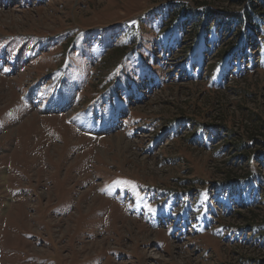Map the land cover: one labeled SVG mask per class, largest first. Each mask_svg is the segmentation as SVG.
I'll return each instance as SVG.
<instances>
[{
    "label": "rangeland",
    "instance_id": "374dc122",
    "mask_svg": "<svg viewBox=\"0 0 264 264\" xmlns=\"http://www.w3.org/2000/svg\"><path fill=\"white\" fill-rule=\"evenodd\" d=\"M173 1L0 0V264H264V27Z\"/></svg>",
    "mask_w": 264,
    "mask_h": 264
},
{
    "label": "trees",
    "instance_id": "16d2710c",
    "mask_svg": "<svg viewBox=\"0 0 264 264\" xmlns=\"http://www.w3.org/2000/svg\"><path fill=\"white\" fill-rule=\"evenodd\" d=\"M224 2H229L231 4H234L235 6L240 7L236 13L230 14V9H221L217 13H220L222 16H227L229 20L235 24V37L236 39L247 33L249 35L256 34L257 28L261 25L264 27V0H224ZM195 5H192L189 2H182V1H173L170 3V5L174 8V12L177 14L180 12L182 15L173 16L174 20L178 17H186V14H191L194 10L197 8V3H194ZM207 11V10H206ZM185 13V15H184ZM197 16V15H196ZM165 28H162L161 31L163 32ZM260 35L261 38H264V34H257ZM239 36V37H238ZM246 38V37H242ZM229 45L225 46L224 48L218 47L217 53H216V61H219L222 57L227 56L228 53L231 52V47H228ZM231 46V45H230ZM215 61L214 65L217 63ZM213 65V66H214ZM259 121V120H258ZM250 125L244 126V137L242 139L241 136L234 137L235 135H232L228 130H225V139L228 141L226 146H228L231 151L238 153L239 155L243 156V158L248 159L249 154L252 152L253 154L258 153L260 147L262 146V141H258V137L261 136L264 138V125L261 123H257L256 119L252 118L250 121ZM221 130L224 128L222 126H219ZM251 155V156H252ZM252 158V157H251ZM232 176H237L236 173ZM231 175L227 174V177H230ZM229 181H224V184H227ZM258 189L261 191V197L264 196V182L263 185L258 184Z\"/></svg>",
    "mask_w": 264,
    "mask_h": 264
},
{
    "label": "bare ground",
    "instance_id": "6f19581e",
    "mask_svg": "<svg viewBox=\"0 0 264 264\" xmlns=\"http://www.w3.org/2000/svg\"><path fill=\"white\" fill-rule=\"evenodd\" d=\"M112 141H113V143H114V145H115V147L119 153H123V152L127 151L128 144H129L127 141H123V139L120 137H114L112 139Z\"/></svg>",
    "mask_w": 264,
    "mask_h": 264
}]
</instances>
